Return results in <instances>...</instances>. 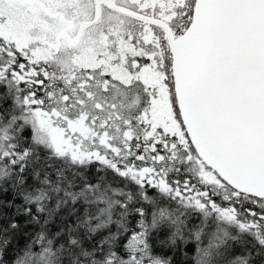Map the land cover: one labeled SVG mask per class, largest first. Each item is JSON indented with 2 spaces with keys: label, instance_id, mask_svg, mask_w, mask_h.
Masks as SVG:
<instances>
[{
  "label": "snow or ice",
  "instance_id": "6c2138e0",
  "mask_svg": "<svg viewBox=\"0 0 264 264\" xmlns=\"http://www.w3.org/2000/svg\"><path fill=\"white\" fill-rule=\"evenodd\" d=\"M0 264H264V0H0Z\"/></svg>",
  "mask_w": 264,
  "mask_h": 264
}]
</instances>
